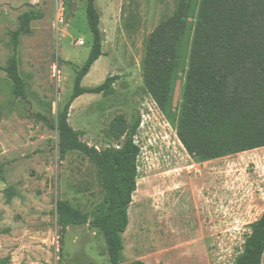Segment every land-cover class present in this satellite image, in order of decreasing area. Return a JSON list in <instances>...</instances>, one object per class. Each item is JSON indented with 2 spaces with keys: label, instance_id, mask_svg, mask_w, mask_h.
<instances>
[{
  "label": "rangeland",
  "instance_id": "1",
  "mask_svg": "<svg viewBox=\"0 0 264 264\" xmlns=\"http://www.w3.org/2000/svg\"><path fill=\"white\" fill-rule=\"evenodd\" d=\"M86 2L65 0L58 22L49 0L36 6L32 0H0V264H110L105 239L90 224L104 202L99 169L80 153L64 160L58 153V114L93 43ZM177 5L178 0L96 1L104 56L83 86L118 80L112 95L77 99L69 123L84 132V142L103 151L121 144L141 120L134 138L141 148L139 179L123 264H234L250 226L264 213V147L199 163L147 92L146 41ZM31 11L38 17L18 49L24 101L14 96L3 68L13 54L10 34ZM182 97L179 85V108ZM58 201L90 217L86 225L69 227L62 244Z\"/></svg>",
  "mask_w": 264,
  "mask_h": 264
},
{
  "label": "trees",
  "instance_id": "2",
  "mask_svg": "<svg viewBox=\"0 0 264 264\" xmlns=\"http://www.w3.org/2000/svg\"><path fill=\"white\" fill-rule=\"evenodd\" d=\"M97 0H87L86 12L93 43L89 58L78 71L69 101L58 114V153L88 157L98 167L104 202L90 222L106 242L110 264H123L124 234L137 191L141 148L135 135L140 118L117 147L99 151L82 140L84 132L69 123L72 104L80 97L112 95L117 77L94 88L84 79L103 54ZM38 17L27 12L11 35L12 56L3 71L17 99L27 100L20 72V38ZM144 84L168 122L177 130L187 152L199 163L264 147V0H178L175 12L162 20L146 41L142 63ZM183 87L181 107L175 105ZM39 118L46 120L41 115ZM60 243L71 226L86 225L87 213L65 201L57 203ZM264 213L250 226L242 252L234 264H263ZM130 264H145L138 260Z\"/></svg>",
  "mask_w": 264,
  "mask_h": 264
},
{
  "label": "built area",
  "instance_id": "3",
  "mask_svg": "<svg viewBox=\"0 0 264 264\" xmlns=\"http://www.w3.org/2000/svg\"><path fill=\"white\" fill-rule=\"evenodd\" d=\"M42 1L44 0H32V4L36 6ZM49 1H51L52 4L54 5V10L57 15V20L58 22H60L65 12V0H49ZM80 44L84 45V42H80Z\"/></svg>",
  "mask_w": 264,
  "mask_h": 264
},
{
  "label": "bare ground",
  "instance_id": "4",
  "mask_svg": "<svg viewBox=\"0 0 264 264\" xmlns=\"http://www.w3.org/2000/svg\"><path fill=\"white\" fill-rule=\"evenodd\" d=\"M93 86V85H92Z\"/></svg>",
  "mask_w": 264,
  "mask_h": 264
}]
</instances>
